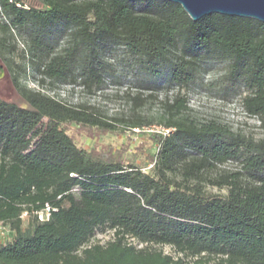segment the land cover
Wrapping results in <instances>:
<instances>
[{"label":"trees","instance_id":"trees-1","mask_svg":"<svg viewBox=\"0 0 264 264\" xmlns=\"http://www.w3.org/2000/svg\"><path fill=\"white\" fill-rule=\"evenodd\" d=\"M0 59L23 99H0V221L15 231L0 264H264V137L197 120L188 97L209 64L226 63L224 82L245 89L241 105L264 129V22L195 21L170 0H0ZM27 68L42 86L89 90L122 68L133 112L119 127L32 90ZM159 93L168 131L152 133L150 171L80 148L62 126L143 127L136 112Z\"/></svg>","mask_w":264,"mask_h":264},{"label":"rangeland","instance_id":"rangeland-1","mask_svg":"<svg viewBox=\"0 0 264 264\" xmlns=\"http://www.w3.org/2000/svg\"><path fill=\"white\" fill-rule=\"evenodd\" d=\"M26 1L37 4V0ZM19 45L20 48H23L22 44ZM109 61V63H116L113 58ZM0 63L4 65L5 69V74L0 78V99L23 104V99L13 85L7 66L1 59ZM226 69V63H213L209 64L207 70L200 74L197 84L188 93L191 115L199 121L215 120L256 138L264 137V129L261 127L259 119L249 114L241 105L240 99L244 95L245 89L227 86L228 84L224 82L223 76ZM121 71H123L122 68H119L115 75L108 76L102 88L97 90H89L71 84L50 85L48 80L42 86L39 83L41 76L32 72L30 68H27L24 83L32 90L50 95L66 104L85 105L121 127L126 125L125 121L133 112L132 104L128 99V92L135 88L132 78L122 74ZM163 97L164 94L159 93L156 98L151 99L144 107L137 110L136 113L148 121L140 128L105 131L75 122H66L62 126L80 148L107 158L120 160L125 165H134L144 171H150L152 167L151 156L158 151V145L154 141L152 133L165 130L163 124L160 123ZM46 122L47 119L44 120V123ZM224 167L234 168L236 164L230 162ZM206 190L213 194H226L228 191L225 187L213 184H207ZM43 211L41 217L44 219L47 217V211ZM41 217L38 214L39 220H42ZM31 219L32 217L28 213H23V228L30 225ZM14 236L15 231L11 229L10 225L0 221V246L12 242ZM112 236L111 231L98 232L93 241L106 243ZM134 242L139 244L136 240ZM163 250L165 253L177 256L176 251L169 246H164Z\"/></svg>","mask_w":264,"mask_h":264},{"label":"water","instance_id":"water-1","mask_svg":"<svg viewBox=\"0 0 264 264\" xmlns=\"http://www.w3.org/2000/svg\"><path fill=\"white\" fill-rule=\"evenodd\" d=\"M182 5L190 17L197 21L211 13L249 17L264 22V0H170ZM5 74L0 63V78Z\"/></svg>","mask_w":264,"mask_h":264},{"label":"built area","instance_id":"built-area-1","mask_svg":"<svg viewBox=\"0 0 264 264\" xmlns=\"http://www.w3.org/2000/svg\"><path fill=\"white\" fill-rule=\"evenodd\" d=\"M47 212V216L49 215V210H50V208L49 207H47L46 209H45ZM41 213H39L40 214V217H41V214H43L44 213V211H40ZM42 219H43V217H41Z\"/></svg>","mask_w":264,"mask_h":264}]
</instances>
